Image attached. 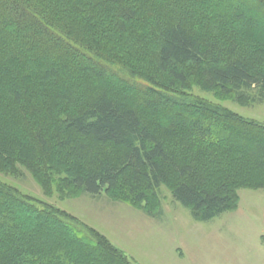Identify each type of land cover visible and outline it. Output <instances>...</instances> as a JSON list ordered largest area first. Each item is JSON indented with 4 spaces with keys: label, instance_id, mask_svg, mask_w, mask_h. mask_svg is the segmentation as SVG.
Masks as SVG:
<instances>
[{
    "label": "trees",
    "instance_id": "obj_1",
    "mask_svg": "<svg viewBox=\"0 0 264 264\" xmlns=\"http://www.w3.org/2000/svg\"><path fill=\"white\" fill-rule=\"evenodd\" d=\"M252 1L264 7V0H232V8L221 11L213 0H168L174 14L202 6V17L221 28L215 38L183 20L159 21L152 17L157 8L147 15L136 0H0V143L10 116L48 105L45 112L52 110L72 136L125 149L124 165L103 159L92 168L77 167L64 154L60 172L81 192L107 191L128 167L142 186L138 202L173 178L174 198L199 220L233 210L240 188L264 189V123L188 92L187 73L176 65L200 67L223 94L253 93L263 100L264 13L248 12ZM138 13L157 31V77L124 61L125 47L120 57L107 47L129 31ZM170 141H185L197 159L182 158L183 152L175 158ZM254 141L258 148L249 145ZM21 143L9 139L7 148ZM205 156L211 158L206 164L200 162ZM0 264L134 263L78 217L0 180Z\"/></svg>",
    "mask_w": 264,
    "mask_h": 264
},
{
    "label": "rangeland",
    "instance_id": "obj_2",
    "mask_svg": "<svg viewBox=\"0 0 264 264\" xmlns=\"http://www.w3.org/2000/svg\"><path fill=\"white\" fill-rule=\"evenodd\" d=\"M125 2L135 4V0ZM136 2H142L145 14L148 8H157L156 16L153 14L152 17L159 21L183 20L185 25L203 36H221L222 31L217 22L213 18L202 17L204 8L199 4L183 13L174 14V3L168 0ZM213 2H221V11L232 8V0ZM258 4L249 2L248 12L263 14L264 7ZM180 7L183 9L182 5ZM138 15L142 16L141 20H138L139 16L135 18L129 31L120 35L115 46L107 47L116 57L123 56L121 52H124L122 48L125 47L124 61H134L157 77L160 75L153 67L158 47L157 31L144 14ZM176 66L187 73L188 92L264 123V98L260 100L258 94L246 93L247 97L223 94L200 67L191 63ZM64 84L55 86L59 88ZM131 94H135V90H131ZM47 106L44 110L39 107L36 112L24 108L25 116L19 112V116L9 117L5 144L0 143L1 181L78 217L105 235L134 264H243L244 260L259 261L260 252L257 250L264 245V189L240 188L233 210L207 222L199 220L197 212L174 198L173 178L156 189L155 193H149L144 201L138 202L135 193L142 186L131 177L132 169L128 167L119 181L109 183L107 191L99 195L81 192L69 185L66 174L60 172L62 167H58L57 163L60 164L59 161L64 159V154L69 161L75 160L77 167L87 164V167L92 168L103 159L124 165L125 149L119 145L83 139L77 134L72 136L69 129H64L60 119L58 121L55 114L52 116L51 108L50 113L45 112ZM16 122H19L18 127ZM36 131H41L44 136H37ZM66 136L67 143L59 148L60 141ZM9 139L24 142V145L21 143V147H15L16 150L11 145L7 148ZM176 142H169L175 158L178 157L177 153L183 152L184 155H180L182 158L197 159L198 151H192V146L185 141ZM249 145L258 148L255 141ZM262 145L261 149H264ZM203 160L206 164L211 158L205 156L200 162ZM76 249L79 255L84 253L83 249Z\"/></svg>",
    "mask_w": 264,
    "mask_h": 264
},
{
    "label": "crops",
    "instance_id": "obj_3",
    "mask_svg": "<svg viewBox=\"0 0 264 264\" xmlns=\"http://www.w3.org/2000/svg\"><path fill=\"white\" fill-rule=\"evenodd\" d=\"M263 218H264V216H263ZM263 230H264V227H263ZM259 248L260 249L257 250V252H260V254H259V258H260L259 261H252L251 262V261H245L244 260L243 261V264H264V245H261ZM228 264H231V263H228Z\"/></svg>",
    "mask_w": 264,
    "mask_h": 264
}]
</instances>
